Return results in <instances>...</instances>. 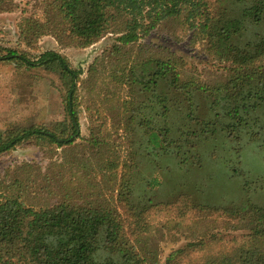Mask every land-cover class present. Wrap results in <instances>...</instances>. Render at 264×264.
Listing matches in <instances>:
<instances>
[{
	"label": "trees",
	"instance_id": "trees-1",
	"mask_svg": "<svg viewBox=\"0 0 264 264\" xmlns=\"http://www.w3.org/2000/svg\"><path fill=\"white\" fill-rule=\"evenodd\" d=\"M21 4L29 14L18 38L26 45L52 36L60 45L87 48L114 36L88 69L93 97L84 144L99 157L95 168L82 166L83 177L103 178L110 198L82 193L78 201L35 208L34 168H16L8 181L0 179V264H159L150 234L158 217L174 213L224 214L244 233L201 237L170 252L163 264H264V206L248 199L226 207L204 203L201 183L193 182L209 168H225L230 179H242L243 195L255 184L241 152L250 144L264 152V0H0V13ZM162 24L190 33L207 56L227 65V78L203 85L183 77L172 52L140 44ZM0 60L56 73L69 101L66 118L53 128L1 134L0 156L27 145L64 153L80 147L75 102L81 71L54 51L30 60L0 48ZM105 112L120 119L109 126ZM120 130L122 161L111 139ZM61 169L80 181L72 168Z\"/></svg>",
	"mask_w": 264,
	"mask_h": 264
},
{
	"label": "rangeland",
	"instance_id": "rangeland-1",
	"mask_svg": "<svg viewBox=\"0 0 264 264\" xmlns=\"http://www.w3.org/2000/svg\"><path fill=\"white\" fill-rule=\"evenodd\" d=\"M20 6L12 12L0 13V48L23 53L30 60H36L43 52L54 51L65 57L72 69L81 71L77 83L78 99L75 102L81 142L80 147L65 153V149H58L53 145L50 146L52 149H48V145L42 148L34 145L17 147L0 156V179L8 181L10 176L19 172L17 170L14 173L16 168H34L32 174L37 178L35 177L36 185L32 188L33 196L30 198L31 205L35 208L61 200L78 201L82 199L79 197L82 193L83 198L91 195L88 193H96L94 198L108 200L110 193L106 191L103 178L89 175L83 177L82 171L85 169H82V166L85 164V168H95L99 157L93 155L84 144L89 139L86 109L93 97L88 89V69L95 58H99L110 48L114 36L107 35L87 48L60 45L52 36H42L33 44L26 45L19 41L18 27L29 11L26 10L28 12L25 14V11H22L23 4ZM173 32L168 25L162 24L141 40L140 44L148 46L152 52L158 49L172 52L182 65L183 77L188 76L203 85H214L227 78L228 72L224 69L227 65L207 56L201 43H192L190 33L176 30L174 35ZM103 80H107L106 75ZM67 104L69 101L66 89L56 73L46 72L41 68L19 67L14 62L0 60V135L14 127L53 128L66 118ZM104 115L107 116L109 126L120 119L115 112H105ZM112 134L116 156L122 161L126 152L122 142L123 134L121 130ZM241 160L244 172L250 178H255L250 180L255 184L251 185L253 189L248 195H243L242 179H230L225 168H209L206 174L193 179V182L198 180L201 183L200 191L204 196L201 198L204 203L226 207L242 204L248 199L252 204L264 206V152L250 144L242 150ZM61 168H72L75 173L78 172L80 181L72 178L70 172L62 173ZM142 170L147 175L148 169ZM216 170L221 174L213 177L211 172ZM119 173L120 168L118 176ZM167 198L163 195L160 197L161 200ZM164 215L154 222L150 234L153 244L158 248L159 264L164 263L170 252L183 248L190 242H196L201 237L244 233L235 221L220 213H190L184 217L174 213L171 219ZM168 220H172V223L167 224Z\"/></svg>",
	"mask_w": 264,
	"mask_h": 264
}]
</instances>
